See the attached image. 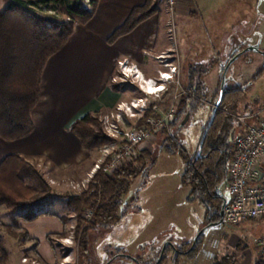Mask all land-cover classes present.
<instances>
[{
  "label": "trees",
  "instance_id": "trees-1",
  "mask_svg": "<svg viewBox=\"0 0 264 264\" xmlns=\"http://www.w3.org/2000/svg\"><path fill=\"white\" fill-rule=\"evenodd\" d=\"M97 2L98 0H88V3L84 0H10L5 8H0V140L12 142L31 134L33 131L31 113L38 103L41 77L46 63L68 42L73 35L75 23L83 25L92 18ZM154 12L155 6L149 3L142 8L134 9L125 24L110 36L108 42L112 44L120 36L129 33ZM223 71L224 68L221 70L213 104L219 95ZM263 74L264 68L257 79ZM202 86L198 83L187 91L197 99L205 100L206 91ZM111 89L116 91L117 85L112 84ZM167 93L168 90L162 97ZM246 95V89L225 88L224 85V93L215 112L213 124L208 130L201 157L196 158L198 146L194 155H188L175 138L177 132L173 131L176 126L183 127L185 117L197 110L201 103L196 99L182 96L175 101V120L155 137V141L160 142L156 153L180 155L184 166L180 182L189 188V200H196L204 207L208 226L216 225L220 220L222 200L217 195V189L226 182V166L231 158L230 140L236 129L235 121L230 114H236L239 104L245 100ZM211 110L212 108L209 109V117L202 127V133L209 121ZM155 113L157 112L152 110L150 105L142 120L148 116L157 117ZM142 120L140 122H143ZM70 132L89 153L112 141L100 129L98 113H90L76 120L70 126ZM140 147L141 145L137 148L134 159L118 172L113 175L96 173L94 183L90 182L85 191L67 196L65 200L68 210L74 212L79 219L78 228L82 226L80 223L83 221L80 220L82 209L89 207L93 210L92 217L82 227L78 239L79 254L87 264H92L87 234L116 226L121 221L126 213L125 207L122 208L123 198L128 193L130 184L140 175L145 177V171L155 160L150 156L153 154L152 150H141ZM50 193L41 175L24 157L11 154L1 160L0 206H5L15 213L27 212L19 216L18 220L32 221L38 216L48 214L42 212L40 208L43 205L42 200ZM58 219L65 229V218L58 216ZM17 225L18 221L7 225L8 233L13 235L17 231L23 240L32 242V250L38 258L37 242L31 240L27 232ZM63 233H66V230ZM199 241L200 238L187 253L185 252L192 242L184 248L176 249L178 252L173 254V264H178L179 258L183 256H195ZM166 250L169 248L166 247ZM7 259L8 255L0 243V264H6ZM135 259L138 261L136 264H149L141 262L139 257ZM157 259L158 255L155 260ZM165 260L166 256L163 255L159 264Z\"/></svg>",
  "mask_w": 264,
  "mask_h": 264
},
{
  "label": "crops",
  "instance_id": "crops-1",
  "mask_svg": "<svg viewBox=\"0 0 264 264\" xmlns=\"http://www.w3.org/2000/svg\"><path fill=\"white\" fill-rule=\"evenodd\" d=\"M260 2L261 0H177L175 21L178 51L177 56L167 62L177 67V79L181 88L189 89L199 83L204 84L202 87L206 91L209 90V85L215 82V77L222 70L223 63L247 46L254 45L257 40L254 35H257L260 26L258 22L264 20V10L263 13L258 12ZM148 3L155 6V12L110 44V36L125 24L131 12ZM228 6L247 8H244V13L237 14L228 13ZM163 8L160 0H98L92 18L83 25L75 23L71 38L46 63L38 103L31 113L33 131L16 141L0 140V162L11 154L32 159L42 157L59 170L72 169L70 171H74L76 176L84 175L91 167L93 155L81 146L78 138L70 132V126L87 114L102 112L126 101L124 85L112 82L118 61L134 65L145 79H155L158 71H168L154 59L168 48ZM254 8L257 10L255 17L252 12ZM227 15H231V21L227 20ZM199 72L203 73L201 77L196 76ZM234 78L235 76L232 77L233 80ZM112 84L117 85L116 91H112ZM229 84L226 88L247 89L243 85L239 87L231 82ZM250 106L251 98L246 95L236 114L256 113ZM155 114L158 116V113ZM257 120L258 118L254 119L256 122ZM139 149L150 151L144 144ZM58 216L44 214L32 221L18 220L17 227L26 231L28 237L37 242L36 252L48 264L53 259L48 237L64 232V225ZM187 229L190 228L183 231V236L177 242L161 232L162 240H159L158 249L154 245L151 247L153 261L149 264L156 262L162 248L160 245L164 243L162 241L172 245L166 246L169 250L165 248L163 255L166 256L165 264H173V249L184 248L192 241L193 233ZM26 243L32 244L29 240ZM121 249L106 247L103 250L112 255L117 251L122 253ZM106 256L104 253L101 256L104 258H97L94 251L90 254L94 258L93 264H103L108 259ZM199 256L200 252L192 257L183 256L179 258L178 264H223L212 253L206 252L202 257ZM261 260L259 255V261L255 264H260Z\"/></svg>",
  "mask_w": 264,
  "mask_h": 264
},
{
  "label": "rangeland",
  "instance_id": "rangeland-1",
  "mask_svg": "<svg viewBox=\"0 0 264 264\" xmlns=\"http://www.w3.org/2000/svg\"><path fill=\"white\" fill-rule=\"evenodd\" d=\"M9 1L1 0L0 8H5ZM263 1L261 0L260 2L259 13H263ZM244 8L246 10L247 7L240 8L236 6L233 8L228 6L227 10L228 13L236 12L237 14H242L245 11ZM252 12L253 17H255L257 10L254 8ZM226 18L231 21V15H227ZM258 25H260L259 31L257 35H254L257 40L254 41L255 43L252 46H257L261 52H264V20H260ZM229 60L223 63V68L228 64ZM263 68L264 55L260 52L245 51L233 61L232 67L228 70L225 77V88L229 87V82L235 86L240 87L243 85L247 88L248 98H251L250 109L254 112L264 109V74L257 79ZM131 70L138 73V69L134 65H131L129 71ZM117 71L118 66L116 65L115 75ZM201 74L203 73L199 72L196 76L201 77ZM220 75L221 71L215 77V82L209 85V90H205V100H198L201 104H199L197 110L188 116L184 126L180 128L176 126L173 129L174 132H177L175 137L177 142L181 144L183 150L190 156L194 155L199 144L202 127L209 117V109L213 106V97L218 89ZM139 76H141L140 72L138 76L133 74L123 84L125 102L144 96L143 92L138 88ZM234 76L236 79L234 78L233 80L232 77ZM180 89L187 91V89L180 88V85L177 86L173 83L168 86V93L165 97H162L161 94L148 96V107L152 105V108H157V113L160 115L161 112L166 111L170 107L174 95L178 94ZM180 97L182 96L177 99ZM117 105L111 109L97 112L99 114L100 129L106 136L102 119L105 115L115 113ZM121 122L133 126L136 120L126 119L121 120ZM144 145L149 147L150 151L152 150L153 154L150 156L155 160L145 171V177L140 175L130 184L128 193L123 198L122 208L125 207L126 213L121 221L116 226L98 229L87 234L89 251L91 253L94 251L97 258L104 256L105 253L107 255L106 258L111 259L109 252L104 251L105 248L121 247L125 254L133 258L139 257L141 262L149 263L153 261H151L150 254L151 247L154 245L158 249L159 240H162L161 232L165 236L172 237L177 242L183 236V231L189 227L190 229L187 230L193 233L192 243L201 232L197 252H200L199 257L209 252L215 255L216 260L223 264L257 263L260 254L256 246V240L264 236V221L248 220L237 226L227 224L208 226L204 207L196 200L190 201L189 188L180 183V175L183 170L180 155L166 152L156 153L160 145L159 141L156 142L154 140ZM98 150L92 152L91 167L80 177L76 176L73 173L74 171L71 172L70 170L72 169L59 170L55 168L53 164L48 163L42 157L32 159L22 156L41 175L51 192L48 197L42 200L43 205L41 204L40 210L51 215H63L65 218L66 225L64 230H66V233L48 237V242L52 246L53 259L50 262L51 264H87L86 260L79 254L78 239L82 227L92 217L86 220L83 214L88 211L93 213V210L89 207L82 209L80 219L83 220L80 222L82 226L78 228L79 219L74 212L68 210L65 200L67 196L78 195L88 188L91 179H87L99 157ZM91 183H94V181ZM221 188L222 185L218 187V190ZM26 213H15L5 206H0V243L8 255L6 264H48L39 255L38 258L35 256L32 245L30 243L27 244L22 239L21 234L17 231L13 235L8 233L6 226L12 225L15 221L17 222L18 217ZM162 242L164 243H161L160 246L166 243L165 241ZM91 259L93 264L94 258ZM165 262L166 260L162 264H165ZM113 263L136 264L124 257Z\"/></svg>",
  "mask_w": 264,
  "mask_h": 264
},
{
  "label": "built area",
  "instance_id": "built-area-1",
  "mask_svg": "<svg viewBox=\"0 0 264 264\" xmlns=\"http://www.w3.org/2000/svg\"><path fill=\"white\" fill-rule=\"evenodd\" d=\"M88 3V0H84ZM163 3L165 35L168 48L154 59L167 72L158 71L155 79H145L139 76L138 88L144 96L121 102L116 106L115 113L105 115L102 123L105 133L112 141L99 148V157L93 165L89 178L94 181L96 173L113 175L130 162L137 154V148L155 140L156 134L175 120V101L179 96L197 99L188 91L180 89L173 97L170 107L157 117L144 118L148 109L147 97L163 94L171 84L179 85L178 69L167 61L174 59L178 51V36L175 21V6L177 0H160ZM117 74L112 78L115 84H124L133 74L129 71L131 65L127 61H118ZM136 70V69H135ZM134 72V73H133ZM137 78V77H136ZM151 82V83H149ZM162 88L161 91L150 93V87ZM181 88V87H180ZM213 107V106H212ZM155 112L157 108L153 107ZM264 109L250 115L230 114L235 121L236 129L231 136V158L226 166V182L221 189H217L218 197L225 198L223 215L219 225L237 226L244 221H264ZM125 114V115H122ZM125 118V119H124ZM258 118L257 122L254 121ZM136 120L132 126L121 120ZM143 122H140V121ZM92 212L88 211L83 217L88 220ZM256 246L264 264V236L256 240Z\"/></svg>",
  "mask_w": 264,
  "mask_h": 264
},
{
  "label": "water",
  "instance_id": "water-1",
  "mask_svg": "<svg viewBox=\"0 0 264 264\" xmlns=\"http://www.w3.org/2000/svg\"><path fill=\"white\" fill-rule=\"evenodd\" d=\"M245 51L260 52L262 55H264V52H261L257 46H250V47H247L246 49H244L243 51L237 53L234 57H232V58L229 60L228 64L225 66L224 71H223V74H222V80H221V83H220V86H219V95H218L217 100H216V101L214 102V104H213V107H212V110H211V114H210L209 121H208V123H207V125H206V128L204 129L202 135H201V138H200V141H199V144H198V148H197L196 158L201 157V155H202V148H203V145H204L205 139H206V137H207L208 130H209V128L211 127V125L213 124L214 117H215V112H216V110L218 109V107H219V103H220V101H221V99H222V96H223V93H224V81H225L226 71H227L228 67L230 66V64H231V63H232V62H233L238 56H240L241 54H243ZM187 119H188V115L185 117V119H184V121H183L182 124H185L186 121H187ZM220 198H221V200H222V206H221V210H220V212H219V217H220L219 222H220L221 219H222L223 209H224L225 201H226L225 198H223V197H220ZM219 222H218V223H219ZM200 234H201V232H200L199 235L195 238V240L193 241L192 245L189 247V249H188L185 253H187V252H189V251H191V250L193 249V247L195 246V244H196V242H197V239L199 238ZM166 246H170V247H172V245H171L169 242L165 243V244L162 246V248H161V250H160V253H159V256H158V259H157V261H156L154 264H159V263L161 262ZM173 251H174V253L178 252L176 249H173ZM122 256H124V257H126V258H128V259H131L132 261H135V262H136V260H135L133 257L129 256V255H122ZM109 263H110V262H108L107 264H109Z\"/></svg>",
  "mask_w": 264,
  "mask_h": 264
},
{
  "label": "flooded vegetation",
  "instance_id": "flooded-vegetation-1",
  "mask_svg": "<svg viewBox=\"0 0 264 264\" xmlns=\"http://www.w3.org/2000/svg\"><path fill=\"white\" fill-rule=\"evenodd\" d=\"M125 253H120V252H116L115 254H112L110 256L111 259H107V261H105L103 264H107L108 262H110L109 264H114L113 262L116 261L119 257H124L122 255H124ZM135 259V258H134ZM136 260V259H135ZM137 261V260H136ZM135 262V261H133ZM136 263V262H135ZM138 263V261H137ZM140 264V263H139Z\"/></svg>",
  "mask_w": 264,
  "mask_h": 264
},
{
  "label": "bare ground",
  "instance_id": "bare-ground-1",
  "mask_svg": "<svg viewBox=\"0 0 264 264\" xmlns=\"http://www.w3.org/2000/svg\"><path fill=\"white\" fill-rule=\"evenodd\" d=\"M149 89H150V93H155V92L161 91L162 88L155 89V86H154V87H150Z\"/></svg>",
  "mask_w": 264,
  "mask_h": 264
},
{
  "label": "snow or ice",
  "instance_id": "snow-or-ice-1",
  "mask_svg": "<svg viewBox=\"0 0 264 264\" xmlns=\"http://www.w3.org/2000/svg\"><path fill=\"white\" fill-rule=\"evenodd\" d=\"M149 83H151V82H149Z\"/></svg>",
  "mask_w": 264,
  "mask_h": 264
}]
</instances>
